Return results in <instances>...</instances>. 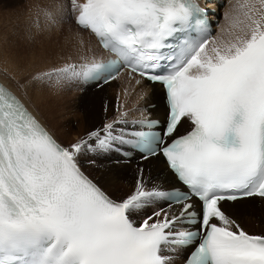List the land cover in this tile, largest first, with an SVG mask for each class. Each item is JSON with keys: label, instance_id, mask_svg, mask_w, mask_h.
Returning <instances> with one entry per match:
<instances>
[{"label": "snow or ice", "instance_id": "6c2138e0", "mask_svg": "<svg viewBox=\"0 0 264 264\" xmlns=\"http://www.w3.org/2000/svg\"><path fill=\"white\" fill-rule=\"evenodd\" d=\"M259 5H240L247 11L234 26L244 24L243 34L209 51L192 35L207 30L196 0H71L76 24L117 59L66 64L34 79L107 83L124 64L164 86L168 118L162 128L140 121L155 130L131 135L109 123L64 146L0 84V264H174L178 249L185 264H264V235L249 234L222 208L264 198V0ZM185 120L191 130L178 135ZM129 150L162 155L184 188L138 181L114 199L82 170L88 152ZM157 201L168 210L179 204L178 215ZM177 222L199 227L180 231Z\"/></svg>", "mask_w": 264, "mask_h": 264}, {"label": "bare ground", "instance_id": "6f19581e", "mask_svg": "<svg viewBox=\"0 0 264 264\" xmlns=\"http://www.w3.org/2000/svg\"><path fill=\"white\" fill-rule=\"evenodd\" d=\"M223 1L225 3V11H222L221 10L222 8L219 10V13H221L223 18L219 21V26L217 28L214 40L208 44L209 51L213 47V42H218L221 40L229 41L232 40L235 35L243 34V32L241 31V29L243 28L239 29L240 24H236L234 26V22H236V20L233 18V12H232V10L236 12H240V7L237 6L230 11L226 0ZM232 1L237 2L238 0H232ZM78 2L82 3L83 0H78ZM59 3L60 1L58 2V6H53L50 3V0H39L37 5L36 6L34 5V7L36 8L37 7L41 8L40 13L43 16L42 20L44 23H39V22L38 23L43 25L45 31L49 30L48 26L52 24L56 26L58 30H60L59 28L61 23L59 22V8H58ZM255 4L257 8L260 7L259 0H256ZM64 12H66L65 9ZM1 13L3 14V12ZM227 14L229 16L225 17ZM0 16L2 17V15ZM8 16L6 15V18ZM10 19H8L7 23H10L9 22ZM21 20L19 21V23L21 22ZM34 21L32 23L37 22ZM34 27L36 28V26ZM32 29L30 28L29 25L20 26V24L13 22L9 32H4L0 30V80L5 85H7L11 90H13L19 97H21L22 100H24V102L27 104L30 110L33 111L34 114L41 120L44 126L49 130V132L55 137L57 141H58V137H57L58 135H56L57 132H54L51 129V127L48 126V124L43 119V117L47 119L51 118L52 121L54 120V122L55 121L57 122L58 120V122L65 129V133L68 135L69 133L73 134L70 136H72V140L76 142L78 140H81L80 136H83L84 134L86 135L87 133L90 132V131L87 132V125L85 123L83 113L81 111L80 113L78 112L79 106L82 107V109L83 108L86 109V113L88 114L89 117H93L94 115H96V112L98 113L100 111L105 112L106 114L105 116L112 114V120L103 123L104 124L103 128L106 124L109 123L114 125L118 123L123 124V121H127V124L129 125V129L122 127L123 125L119 127L121 129L119 130V132L124 131L125 133L132 129H139L137 127L136 128L132 127L133 119L137 117L138 119H147V118L163 119L165 117L166 109L164 105V94L162 89L158 85H150L146 82H141L135 86L134 84L128 83V81L126 80L119 79L101 87L100 89H96V91L95 89L93 90L90 89L89 87L85 89L83 93L81 91L80 93H76V90L71 88L73 86L67 83L65 79L58 80V83H61L63 86H60L55 81H52L51 86H47L46 84H44L42 87L41 86L38 87V85H36L37 83H43L47 81V79L38 80V79H34V77L40 73H43V71H46L47 69H42L44 67H50L48 68L50 70L57 67L54 64L60 59L62 55L61 49L63 50L65 48V46H63L64 44L69 45V49L65 55L66 57L68 56L69 59L68 64L81 65L85 62H89L90 60L96 58L98 54H100V50L95 45L94 40L92 38H87V33L85 35L84 31L79 30L78 28L74 29L73 34H71L70 36L69 35L65 36V39L63 41L64 44L61 46H56L55 42L57 39L56 40L54 39L55 42L53 40H50L49 39L50 36L48 37L47 35H44L45 32L42 31L40 32L42 35L39 37L40 38L38 39L39 41L36 40L39 43V46H37L39 48L38 50L36 49L33 50V47L35 45L34 42L35 37L33 36L34 34ZM40 33L38 34L40 35ZM58 43H60V41ZM66 57L63 58L66 59ZM52 59L54 61L51 62L50 60ZM44 60H46L48 64L47 63L42 64ZM111 86L115 88L114 95L106 94L103 96L95 97L94 99L96 100L93 101L92 96L97 95V93L105 92L106 90L108 91ZM73 96H75L74 99ZM82 103H87L89 105L83 107L84 104ZM150 105L153 106L152 109L149 108ZM109 107L110 110L108 109ZM136 109H139L140 111H135ZM75 125L77 126L76 129L73 128V126ZM188 129H189L188 121L186 120L182 121L181 125L178 128L177 134L181 135L185 133ZM58 142L61 143L60 141ZM116 155L118 157V154ZM94 159L96 158L94 157ZM93 161H94L93 163H89L91 167L84 165L88 169H86L81 164L82 169L86 173L87 171H90L95 168L94 164L97 165L104 164L97 159ZM96 161H98V163ZM129 164L133 166V168L131 169L126 168L127 171H129V173L134 172L135 168H137L138 166H144L147 170V174H145L144 178L147 177V175L150 178H156L155 184L158 186L160 190L165 191L172 189L173 187L175 188L179 187V185L175 181L174 176L167 170L166 165L159 156H155L153 158H149L147 160H142L139 162L133 161L130 162ZM103 168L105 169L104 172H106L107 175L106 179H107L108 188H110V186H114L113 184L116 183L117 188L123 189L125 190V192L129 191L130 193V190H128V188H126L125 185L122 184V182H120L117 179L122 177L121 173L123 172H116L114 171L113 168H110L105 164ZM251 200L264 201V199L261 198L249 197L248 199H242L241 201H233L232 203L223 202L222 208L223 210L225 208L230 209L232 206L235 207L236 205H240L249 202ZM157 204H164L166 210H168L167 205L165 203L161 201H157ZM152 207L157 208V205L154 204ZM157 210H159V208ZM179 210H180V206L172 205V209L168 211L170 215H178ZM244 217L246 223L250 226L249 229L252 232L260 233L262 230H264V228L261 229L259 226L255 224L256 221L253 215H245ZM230 218L234 220L232 217ZM234 218L237 220V221L234 220L236 224L239 223L238 225L242 226L241 221L238 220L236 217ZM260 219L264 221V215L261 216ZM256 220L258 219L256 218ZM177 227L179 226L176 224V228ZM185 255L186 253L184 252V250H180V249L172 253L174 264H180L179 258L181 256L183 258L185 257Z\"/></svg>", "mask_w": 264, "mask_h": 264}, {"label": "rangeland", "instance_id": "374dc122", "mask_svg": "<svg viewBox=\"0 0 264 264\" xmlns=\"http://www.w3.org/2000/svg\"><path fill=\"white\" fill-rule=\"evenodd\" d=\"M38 1L39 0H0V15H2V17L0 16V25H1L0 26V30H2L4 32H9L10 31V27H11V25H12L13 22H15L17 24H20V26L21 25H29L31 29L33 28L32 29L33 34H34L33 36L35 37V38L33 37L34 38V42H35V45L33 47V50L34 49L38 50V48H39V47H37V46H39V43H38L39 40L38 39H40L39 37L42 35L40 32H42V31L45 32L44 35H47L48 37L50 36L49 37L50 40H53L55 42V40L57 39L56 42H55L56 43V46L63 45L64 44L63 41L65 39V36H67V35L70 36L71 34H73L74 29H76V27L73 26V24H72V14H70V12H69V14L71 15V18L68 19L67 12L66 13L64 12L63 0H50V3L53 6H58V2L60 1L58 8H59V22L61 24H60V28H59L60 30H58V28L52 24L53 27H52V25H49L48 26L49 30H46L45 31V28H43V25L39 24V23H44L43 20H42L43 19V16L40 13L41 12V8L40 7H37V8L34 7V5L35 6L37 5ZM255 1L256 0H247L248 3H255ZM226 2H227V5L229 6V10L231 11L233 8H235L237 6L240 7V5L245 4L246 3V0H238L237 2H233L232 0H226ZM29 5H31V6H29ZM66 5H67V9H68V4H66ZM69 7L72 10V6L69 5ZM221 10L222 11H225V6ZM245 11H247V9L246 8H241V7H240V12H236V11H233L232 10V12H233V18L236 21H238V20H244V12ZM1 12H3V14ZM6 13H8V14H6ZM20 13L23 14V15H21ZM6 15L7 16L9 15V16L6 18ZM19 15H21V16H19ZM13 16H14V18H13ZM228 16L229 15L227 14L225 17H228ZM35 17L37 18V20H36ZM20 18L21 19L23 18L24 20L23 19L21 20ZM222 18L223 17L221 15V19ZM8 19H10L9 20L10 23H7L8 22ZM67 19L69 20V22L66 23ZM20 20H21V22L19 23ZM33 21L34 22L37 21V22L36 23H32ZM30 23H31V25H30ZM2 25H4V26H2ZM8 25H10V26H8ZM34 26H36V28ZM39 27H41V28H39ZM240 28H244V24H240L239 29ZM37 30H38V32H37ZM38 33H40V35ZM37 34H38V36H37ZM84 34L86 35L85 32H84ZM87 38H91V37H89L87 35ZM36 40H38V41H36ZM59 41H60V43H58ZM63 46H65V48L63 50L66 51V52H64L61 49V54L63 56L61 55L60 59L54 64L55 66H57L56 68L63 67L64 65H66V64L69 63L68 56L67 57L65 56L66 53H67V51H68V49H69V45H65L64 44ZM63 57L64 58L66 57V59H64ZM50 61L52 62L54 60L52 59ZM44 63H47L48 64V62L46 60H44V62L42 64H44ZM48 68H50V67H44L42 69H47L46 71H49L50 69H48ZM46 71H43V72H46ZM65 80H66L67 83L71 84L73 86L71 88L75 90V87L77 85L76 79L75 78H65ZM52 81H55L60 86H63L61 83H58V81L55 80V79H53V80H47V81H45L43 83H37L36 85H38V87L39 86L42 87L44 84H46L47 86H51ZM74 90H72V91H74ZM114 92H115V88L113 86H111L108 91L106 90L105 92L97 93V95L92 96L93 101L96 100V99H94L95 97L103 96V95H106V94L107 95H114ZM76 93H80V92L79 91H76ZM74 97L75 96H73V99H74ZM82 104H84L83 107L89 105L87 103H82ZM84 109L85 108L82 109V107L79 106L78 112L80 113V111H81L83 113L84 120H85V123L87 125V132L90 131L89 133L102 130L103 129V125H104L103 123H106V121L112 120V114H110L108 116H105L106 115L105 112H101V111L98 112V113L96 112V115H94L93 117H89L88 114L86 113V109L85 110ZM108 109L110 110V107ZM135 111H140V110L139 109H136ZM42 117H43V115H42ZM43 119L46 121V123L48 124V126L51 127V129L54 132H57V134L56 133L55 134L58 135L57 136L58 137V141H60L64 146L70 145L73 142H75L74 140H72V136H70V135H73V134H71V133H69V135L66 134L65 133V129L58 122V120H57V122H58V124H57V122L56 121L54 122V120L52 121L51 118H48L47 119V118H44L43 117ZM49 121L52 122V123H50ZM113 126L115 128V133L116 134H119L120 133L119 132V130H121L119 128L120 126L129 129V125L128 124H125V123H123V124H119L118 123V124H114ZM76 127H77L76 125L73 126L74 129H76ZM89 133H87L86 135L84 134L83 136H80V139H82L84 136H87V137H84L83 139H85V138L88 139ZM61 138H62V140H61ZM94 157L97 160H99L102 163H104L106 166H108L110 168H113L114 171H116V172H123V173H121L122 177L121 178H117V179L120 182H122V184H124L125 187L128 188V190H130V193H129V191L128 192H125V190L120 189V188H117L116 187V183L113 184L114 186H110V188H108L107 179H106L107 178V175H106V172H104L105 169L103 168L104 167V164H100V165L94 164V167L95 168L94 169L91 168L92 170L87 171L88 174L82 169L87 175H89V177L91 179H93L100 186H102V187L105 186V187H103L104 189H106V187H107V189H106L107 192H109L114 199L125 198L127 195L133 193L135 191V189H136V186H137V182L138 181H142L147 189H151L153 187H157L158 188V186L155 184L156 178H150V177H148V175H147V177L144 178L145 174H147V170H146V168L144 166H138L137 168H135L134 172L129 173V171H127V169L128 168L131 169V168H133V166L130 165L129 163H120V162H118L117 161V158H116L117 155H116L115 152H110V153H104V152H88L87 155H82L79 158L80 159V164H82L83 166L84 165L85 166H90L89 163H93L94 162L93 160H96V159H94ZM96 162L98 163V161H96ZM85 168L88 169L87 167H85ZM130 178H132V179H130ZM101 184H104V185H101ZM154 209L157 210L158 207L157 208H154ZM224 210L235 221H237V220L234 217H236L238 220H240L241 223H242V226H240V225L239 226L243 230H245L246 232H248L249 234H253V235H264V230H262L260 233H254V232H252L249 229L250 226L246 223L245 217H244L245 215H253L254 218H255V221H256L255 224L257 226H259L261 229H263L264 228V221L261 220L260 217L264 215V201L251 200L249 202H246V203H243V204H240V205H236L235 207L232 206L230 209L225 208ZM157 211H159V210H157ZM141 218H143V217H141ZM256 218L258 220H256Z\"/></svg>", "mask_w": 264, "mask_h": 264}]
</instances>
